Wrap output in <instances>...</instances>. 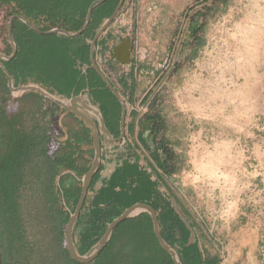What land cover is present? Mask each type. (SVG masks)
I'll return each mask as SVG.
<instances>
[{
	"label": "trees",
	"instance_id": "obj_1",
	"mask_svg": "<svg viewBox=\"0 0 264 264\" xmlns=\"http://www.w3.org/2000/svg\"><path fill=\"white\" fill-rule=\"evenodd\" d=\"M94 1L0 0V10L4 11L3 19L7 21L0 24V32L4 31L6 37L0 47V264H81L69 257L66 248L65 216L55 177L62 162L58 188L63 201L66 197L74 210L81 192V179L94 154L93 147L83 148L91 143L90 127L80 119L81 123L71 130V139L67 140L72 157L69 168L72 178L78 179V186L73 185L72 191L66 187L63 193L61 178L69 154L57 126H54L52 104L43 95L45 109L54 126L52 130L62 144L58 157L52 145L43 102L27 90L14 95L3 68L11 76L14 87L35 85L64 100L81 95L88 105L100 112L109 135L116 138L120 133L121 104L92 66L89 51L91 40L120 0H104L95 5L87 26L78 35L45 32L52 29L80 30ZM230 2L195 0L192 6H187L174 28L177 37L173 41L175 49H171L174 58L161 75L175 70L184 47L193 46L192 54L199 51L205 42L204 27L208 19L223 14ZM14 14L21 15L41 32L15 17L11 33L16 51L12 57L4 58L1 55L12 54L7 30ZM132 32L134 35L135 31ZM115 34L116 40L123 37L121 33ZM93 52L103 73L107 68L118 73L119 68L106 63L96 44ZM131 66L130 75L115 76V81L110 82L123 91L121 94L128 93V100L123 98L124 125L125 135L128 132L132 138V146L115 157L117 165L107 178H100V168L94 173L73 225L75 248L80 254L90 250L114 218L129 206L141 202L155 210L161 235L176 251L182 264H220L218 252H208L209 248L214 249V245L204 224L192 215L183 196L170 182L171 177L179 172L178 155L165 135L160 111L150 109L141 117L137 111H128L136 99V77L142 72L137 63L132 62ZM150 96V93L144 96L145 105H151L148 102ZM8 100L15 102V110L8 111ZM53 105L59 111L60 105L55 102ZM93 119L98 124L97 117ZM97 181L101 185L95 188ZM186 220L197 234L192 241ZM88 264L175 263L160 245L150 214L139 211L112 230L103 249Z\"/></svg>",
	"mask_w": 264,
	"mask_h": 264
},
{
	"label": "rangeland",
	"instance_id": "obj_2",
	"mask_svg": "<svg viewBox=\"0 0 264 264\" xmlns=\"http://www.w3.org/2000/svg\"><path fill=\"white\" fill-rule=\"evenodd\" d=\"M194 1L158 0L156 16L137 19L134 35L128 29L136 44L133 57L143 64L132 110H137L139 117L150 109L160 111L165 135L178 155L179 172L170 182L210 234L214 249L208 252L216 250L220 264H264V0H231L223 14L208 19L199 51L192 54L193 46L184 47L175 70L163 76L174 58L171 49H175L178 18ZM4 14L1 9L0 24L7 22ZM131 25L130 21L129 28ZM5 38L4 31L0 32V47ZM116 74L111 73L112 78ZM11 91L14 95L21 92ZM27 91L46 105L39 90ZM143 93L151 94V105L144 104ZM52 97L48 99L54 126L69 154L61 178L64 193L66 187L72 191L73 185L78 186V179L66 177L71 164L67 140L81 118L70 111H56ZM15 106L12 100L6 102L8 111ZM46 118L58 157L61 140L52 130L47 111ZM122 140L125 142L114 148L118 153L132 146L128 132ZM85 147H93L92 133L91 143ZM61 164L55 187L66 225L73 210L58 188Z\"/></svg>",
	"mask_w": 264,
	"mask_h": 264
},
{
	"label": "water",
	"instance_id": "obj_3",
	"mask_svg": "<svg viewBox=\"0 0 264 264\" xmlns=\"http://www.w3.org/2000/svg\"><path fill=\"white\" fill-rule=\"evenodd\" d=\"M102 1H104V0H95L90 5L88 12H87V16H86V21L80 30H78L76 32H67V31L62 30V29H52V30L45 31V32L46 33L57 32V33H62V34L68 35V36H75V35L80 34L89 22L92 9L94 8L95 5H97L98 3L102 2ZM123 1L124 0L119 1L115 11L113 12V14L103 22L100 29L98 30V32L96 33V35L94 36V38L90 42V51H89V59H90L92 66L95 68V70L98 72V74L102 77V79L104 80L106 85L110 88V90L115 94V96L117 97V99L119 100V102L121 104V116H120V122H119L120 133L116 138H111L109 136V133L105 127V120L101 116L100 112L98 110H96L95 108H93L92 106L88 105L79 95L70 98L68 100L69 104L67 105L63 101H60V100L53 98L52 95H50L48 92H46L45 90H43L37 86L25 85V86L14 87L12 85L11 76L6 72V70L3 67L2 68L5 71V73L7 74V77H8L7 84L11 90H13V91H24L27 89L39 90L42 94H45L49 97H52L59 105L63 106L64 108H66L68 110H71L72 113H74L76 116H78L82 120H84L90 127V130L92 133V146L94 149L93 158H92L91 164L89 166V169L83 175L82 184H81V188H80V190H81L80 195L78 197V200H77V203L75 205L74 210L72 211V213L70 214V216L67 219V223H66L65 228H64V239H65L66 248H67L69 257L71 259L81 263V264H88V263L92 262L96 258L98 253L103 249L105 244L107 243L112 230L122 220L129 217L134 211L140 210V211H146L150 214L151 219H152V223H153L154 233H155L160 245L162 246V248L171 255L175 264H182L178 258L176 251L163 239L161 232H160V229H159L157 214H156L155 210L150 205H148L146 203H141V202L135 203V204L129 206L128 208H126L120 215H118L116 218H114L109 223V225L107 226L104 234L99 239V241L86 254L78 253V251L75 248L73 238H72L73 225L79 216V213L81 211V208H82L84 200H85V197L87 196L88 188H89V185L91 183L92 177L99 167L100 156H101L100 133L102 134L103 140L106 143L107 142L108 143L119 142L122 140V138L124 137V134H125V125H124L125 106H124L123 100L121 98L120 93L112 85V83L108 80V78L104 75L102 70L96 64L95 58H94V52H93L95 42H96L98 36L110 24L113 17L116 15L119 8L121 7ZM15 17L21 19L24 23H26L28 26L35 29L36 31H39L31 23H29L26 19H24L21 15L12 16L9 19V24H8V39H9L10 45L12 46V54L10 56L1 55L4 58L12 57L16 51V46H15L14 40L12 38V33H11L12 21ZM39 32H41V31H39ZM132 48H133V46H132L130 38L125 37L122 39V41L118 45H116L113 48V50H112L113 57L120 64H130L132 61V58L130 55ZM0 66H1V64H0ZM76 102H79L85 110H87V111L91 112L93 115H95L98 119V124L95 122V120L89 114H87L84 111L79 110L76 106Z\"/></svg>",
	"mask_w": 264,
	"mask_h": 264
},
{
	"label": "crops",
	"instance_id": "obj_4",
	"mask_svg": "<svg viewBox=\"0 0 264 264\" xmlns=\"http://www.w3.org/2000/svg\"><path fill=\"white\" fill-rule=\"evenodd\" d=\"M156 2H158V0H124L121 7L118 10V12L116 13V15L113 17L112 21L110 22V24L98 36L95 44L97 45V50L100 53V55L103 56L112 65H114V66L118 65L119 67H121V69L118 67L120 69V71H118V73L116 74L117 78H119V76H121V75L122 76H128L131 74L132 62L137 63V66H139L142 70L143 64L138 63L137 61H134L132 56H131L132 61L130 64H120L113 57L112 50L125 37L130 38L132 46H133V40L130 36H128V29H131V33L133 35V32H132L133 30L135 31L134 33H136L137 19H143L144 17L150 18L151 16H156L155 13H156L157 8H155V5H154V4H156ZM160 15L162 16L163 14H160ZM130 21H131L132 25L129 28V22ZM115 33H121V34H123V37L120 40H116V34ZM8 41H9V39H8ZM137 77H136V79H138ZM114 81H115V78H114ZM136 81L137 80H135V91H136ZM33 86H35V85H33ZM143 95H145V94L143 93ZM79 96L83 99V97L81 95H79ZM122 96H123V98H126L128 100L129 96H128L127 92L122 94ZM142 99H143V97L141 98V100ZM76 106L79 110L84 111L87 114L90 113L89 111L85 110L79 102H76ZM45 107H46V105L44 106V110L46 112ZM59 110L65 111V112L70 111V113H72L71 110H68V109L64 108L63 106H60ZM128 111H137V110H132V106H130V109ZM138 114L141 115L139 112H138ZM89 115L92 118L95 116L93 114L92 115L89 114ZM126 125H127V123H126ZM101 137H100V142L102 144L101 145L102 150H101L99 167L96 170V172L100 168V171H99L100 178L102 177L103 179H105L112 173V171L115 169L117 162H118V160L115 157L120 153L116 152V149H114V148H116L117 145L120 146L121 143L125 142V141L121 140V142L119 141V142H110V143L107 142L106 143L103 140L102 134H101ZM83 148L86 149L85 146ZM124 150L125 149H123L122 151H124ZM71 159H72V157H71ZM67 171H68V172H66L67 175H69L70 177H73L72 170L70 168H67ZM100 185H101V182L97 181L95 184V188H98ZM196 237H197V234L195 232H191L190 241L194 240V238H196Z\"/></svg>",
	"mask_w": 264,
	"mask_h": 264
},
{
	"label": "built area",
	"instance_id": "obj_5",
	"mask_svg": "<svg viewBox=\"0 0 264 264\" xmlns=\"http://www.w3.org/2000/svg\"><path fill=\"white\" fill-rule=\"evenodd\" d=\"M106 63H110L106 60ZM103 72V71H102ZM111 73H113V70L110 68H107L106 70H104V74L105 76L108 78L109 81H114V77L112 78ZM118 91H120L121 93H123V91L120 89H117Z\"/></svg>",
	"mask_w": 264,
	"mask_h": 264
},
{
	"label": "flooded vegetation",
	"instance_id": "obj_6",
	"mask_svg": "<svg viewBox=\"0 0 264 264\" xmlns=\"http://www.w3.org/2000/svg\"><path fill=\"white\" fill-rule=\"evenodd\" d=\"M135 50H136V44H135V42L133 41V48H132L131 53H130V55H131L132 57H133V55H134V53H135ZM133 60H134V61H137L136 58H134V57H133Z\"/></svg>",
	"mask_w": 264,
	"mask_h": 264
},
{
	"label": "bare ground",
	"instance_id": "obj_7",
	"mask_svg": "<svg viewBox=\"0 0 264 264\" xmlns=\"http://www.w3.org/2000/svg\"><path fill=\"white\" fill-rule=\"evenodd\" d=\"M249 33V32H248ZM44 96H46V97H49V96H47V95H45V94H43ZM209 161V160H208ZM207 166V165H206ZM212 168V167H211ZM208 170V169H207ZM226 176V175H225Z\"/></svg>",
	"mask_w": 264,
	"mask_h": 264
}]
</instances>
